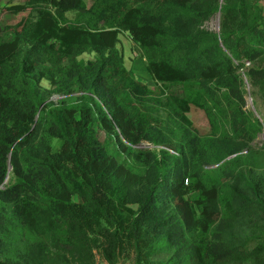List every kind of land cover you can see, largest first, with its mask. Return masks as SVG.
Here are the masks:
<instances>
[{"label":"trees","instance_id":"trees-1","mask_svg":"<svg viewBox=\"0 0 264 264\" xmlns=\"http://www.w3.org/2000/svg\"><path fill=\"white\" fill-rule=\"evenodd\" d=\"M2 11L23 15L0 25V264L50 253L94 264L95 249L110 264H264V241L232 231L264 205L263 181L248 197L238 180L262 130L239 70L263 90L264 3L9 0ZM216 12L220 33L202 27ZM123 32L155 87L126 66Z\"/></svg>","mask_w":264,"mask_h":264},{"label":"rangeland","instance_id":"rangeland-1","mask_svg":"<svg viewBox=\"0 0 264 264\" xmlns=\"http://www.w3.org/2000/svg\"><path fill=\"white\" fill-rule=\"evenodd\" d=\"M220 3L223 0H218ZM264 3V0H260V3ZM90 3V2H89ZM23 14L13 15L6 11H2L0 15V25L3 26L5 24H14ZM202 27H205L208 30L214 31L216 33H220L221 31V21H220V13H214L208 20H206ZM119 48L122 50L124 54V61L126 66L129 69H132L135 75L146 82L151 87H155L154 80L148 73L145 65L144 59L140 56L138 50L133 49L132 42L126 32L120 34V42L118 44ZM84 59L93 58V54L84 53L80 56ZM248 65V64H246ZM244 69L239 70L241 78L243 79V88L245 90V99L246 105L245 109L248 113L252 114V117L259 119L262 123V130L259 132L258 136L247 146L242 148L241 154L243 156L240 167L238 169V180L240 182V186L245 190L244 195L250 197L253 193L250 188L251 183L260 179L263 181L262 183V192L264 198V87L263 90L260 85L253 84L249 75L244 72ZM43 84L45 86H49V82L44 80ZM172 91L180 92L181 87H172ZM54 100L60 98V96H53ZM51 98V99H52ZM188 117L192 121V124L196 129L201 133H207L210 130V124L207 120V117L203 110L192 107L188 112ZM100 137L104 140L105 134L100 133ZM138 147H153L151 143L147 141L141 142ZM168 148V147H167ZM171 148V147H169ZM236 154L229 155L226 159L233 158ZM215 165H211L213 167ZM11 170V168H10ZM241 173V174H240ZM253 196V195H252ZM75 200L79 198L74 197ZM243 203V202H241ZM260 204V203H259ZM239 212V211H238ZM239 220L242 219L241 226L238 223H233L232 231L237 233L240 238H250L252 239L251 245H254L257 240L264 241V205L260 204V207L256 210L247 214L245 212H239ZM230 222V221H229ZM230 225V224H229ZM95 252V263L94 264H110L96 249ZM43 260V261H42ZM37 264H67L64 261L56 260L55 253H50L49 256L43 258ZM258 260H264V256L258 258ZM116 264H132L131 259H127L121 256ZM228 264H257L256 262H230Z\"/></svg>","mask_w":264,"mask_h":264},{"label":"crops","instance_id":"crops-1","mask_svg":"<svg viewBox=\"0 0 264 264\" xmlns=\"http://www.w3.org/2000/svg\"><path fill=\"white\" fill-rule=\"evenodd\" d=\"M14 1L16 2V1H20V0H14ZM7 3H9V0H0V7L7 4ZM19 14H23V13H19ZM13 15L15 16L18 14H13Z\"/></svg>","mask_w":264,"mask_h":264},{"label":"built area","instance_id":"built-area-1","mask_svg":"<svg viewBox=\"0 0 264 264\" xmlns=\"http://www.w3.org/2000/svg\"><path fill=\"white\" fill-rule=\"evenodd\" d=\"M247 64H249V62H247Z\"/></svg>","mask_w":264,"mask_h":264}]
</instances>
